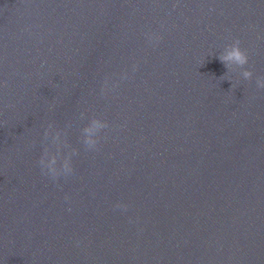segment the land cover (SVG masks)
<instances>
[{
	"label": "water",
	"instance_id": "water-1",
	"mask_svg": "<svg viewBox=\"0 0 264 264\" xmlns=\"http://www.w3.org/2000/svg\"><path fill=\"white\" fill-rule=\"evenodd\" d=\"M261 84L264 0H0V264H264Z\"/></svg>",
	"mask_w": 264,
	"mask_h": 264
},
{
	"label": "clouds",
	"instance_id": "clouds-1",
	"mask_svg": "<svg viewBox=\"0 0 264 264\" xmlns=\"http://www.w3.org/2000/svg\"><path fill=\"white\" fill-rule=\"evenodd\" d=\"M220 59L222 63H225L226 67H227V63H226L227 61H232L241 66L247 64L248 62V56L246 52L241 49L239 40H236L231 46V50L227 53V55L222 56ZM243 75L246 79H250L253 73L251 71H245ZM260 87H264V84H261Z\"/></svg>",
	"mask_w": 264,
	"mask_h": 264
}]
</instances>
